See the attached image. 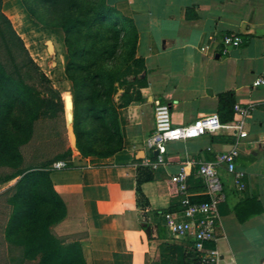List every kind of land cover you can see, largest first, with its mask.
<instances>
[{
    "label": "crops",
    "instance_id": "crops-1",
    "mask_svg": "<svg viewBox=\"0 0 264 264\" xmlns=\"http://www.w3.org/2000/svg\"><path fill=\"white\" fill-rule=\"evenodd\" d=\"M106 2L133 21L135 57L143 60L146 85L138 89L139 101L117 111L119 151L83 158L73 149L69 168L49 172L66 211L52 233L65 243L78 242L86 264H197L193 239L173 238L164 225V213L180 211L171 210L172 198L179 195L170 179L184 166L188 195L207 202L195 163L214 162L236 147L243 189L233 174L216 167L225 198L217 204L215 241L205 243L204 251L218 254V264H264V86L253 87L257 78L264 79V0ZM225 35H237L242 43L226 47ZM226 93L234 104L253 108L246 118V138L220 130L171 142L156 170L142 165L157 155L146 146L155 101L169 106L173 126H186L216 114L218 95ZM149 173L152 179L144 180ZM138 179L144 180L142 204L136 199ZM196 179L201 189L192 184ZM10 185L0 186V193ZM0 264H38V259H24L22 247L6 241L0 231Z\"/></svg>",
    "mask_w": 264,
    "mask_h": 264
},
{
    "label": "trees",
    "instance_id": "trees-1",
    "mask_svg": "<svg viewBox=\"0 0 264 264\" xmlns=\"http://www.w3.org/2000/svg\"><path fill=\"white\" fill-rule=\"evenodd\" d=\"M37 2L43 9L59 10L55 24L63 32V73L72 99L75 149L83 158L109 157L121 149L118 109L139 101L138 89L146 85L143 60L135 57L133 21L106 0ZM129 85L131 92L118 94ZM233 105L231 93L218 95L221 123L231 122ZM64 108L61 92L29 55L0 0V186L11 183L0 193V231L6 241L22 247L24 259H38V264H86L78 242L65 243L51 230L66 211L48 167L57 161H67L70 167L73 152L59 129L60 119L66 122ZM35 143L43 147L30 158L27 152ZM151 179L149 173L144 180ZM144 180H137L138 204L143 202ZM192 184L202 188L198 179ZM180 200L172 198L171 210H180Z\"/></svg>",
    "mask_w": 264,
    "mask_h": 264
},
{
    "label": "built area",
    "instance_id": "built-area-1",
    "mask_svg": "<svg viewBox=\"0 0 264 264\" xmlns=\"http://www.w3.org/2000/svg\"><path fill=\"white\" fill-rule=\"evenodd\" d=\"M222 43L226 47H238L242 39L237 35H225ZM224 48L221 55H226ZM264 60V57H263ZM264 86V79L257 78L253 82V87ZM251 106H241L234 104L233 120L228 124H222L216 114L203 116L186 126H173L170 119V110L167 104L158 101L154 102V129L146 140L147 148L157 152L155 160L145 159L142 165L156 170L165 161L166 145L171 142L184 141L200 138L206 134H213L220 130H225L235 134L237 138L247 137L245 130L246 118L251 114ZM238 150L233 147L227 152H221L214 162H198L197 175L203 179L206 185L205 195L208 201L196 203L191 201L187 193L186 181L188 173L183 166L171 176L170 182L177 189V194L181 197L180 211L174 213H164L163 220L166 229L173 238L185 240L192 238V250L195 254L197 264H218L220 258L216 253L205 252V243L215 241L214 228L216 222L217 204L225 198L223 186L216 174V167L223 166L228 173L234 175L237 188L243 189L241 179L243 172L237 171L235 159L238 157ZM67 161H57L48 167V171H60L67 169Z\"/></svg>",
    "mask_w": 264,
    "mask_h": 264
},
{
    "label": "rangeland",
    "instance_id": "rangeland-1",
    "mask_svg": "<svg viewBox=\"0 0 264 264\" xmlns=\"http://www.w3.org/2000/svg\"><path fill=\"white\" fill-rule=\"evenodd\" d=\"M29 8L34 10L37 14L36 17L31 14ZM2 12L10 20L17 34L20 35L33 61L47 75L53 86L61 92L67 120L65 119L66 122L63 123L60 119L59 129L61 136L71 146L66 124H70L72 120V99L71 95L66 92L69 89V83L63 73L66 62L63 32L55 24L59 10L56 8L51 11L48 8L43 9L37 0H26V3L23 0H2ZM41 16L44 19H40ZM47 41L52 42L53 52L47 51ZM37 144H33L27 152L31 156L30 158L38 156L41 151L43 145ZM71 148L75 149L72 146Z\"/></svg>",
    "mask_w": 264,
    "mask_h": 264
},
{
    "label": "water",
    "instance_id": "water-1",
    "mask_svg": "<svg viewBox=\"0 0 264 264\" xmlns=\"http://www.w3.org/2000/svg\"><path fill=\"white\" fill-rule=\"evenodd\" d=\"M51 43L50 41H47L46 42V48H47V51L50 53L49 49L52 48L51 47ZM54 51V49H53ZM51 51V52H53ZM130 89H131V85L127 86L123 92L124 93H129L130 92ZM65 110V108H64ZM65 119L67 120V113H66V110H65ZM72 120H73V115H72ZM72 120H71V123L70 124H66L67 125V132H68V136H69V140H70V144L72 147H75L76 146V139H75V135H74V132H73V127H72ZM146 232L147 234L150 233V228L149 227H146Z\"/></svg>",
    "mask_w": 264,
    "mask_h": 264
},
{
    "label": "bare ground",
    "instance_id": "bare-ground-1",
    "mask_svg": "<svg viewBox=\"0 0 264 264\" xmlns=\"http://www.w3.org/2000/svg\"><path fill=\"white\" fill-rule=\"evenodd\" d=\"M51 47H52V48H50V49H49V51H50V52H51V51H53V46H52V43H51Z\"/></svg>",
    "mask_w": 264,
    "mask_h": 264
}]
</instances>
